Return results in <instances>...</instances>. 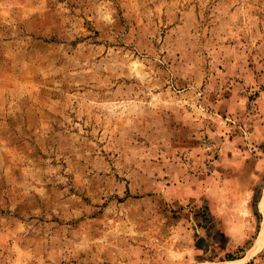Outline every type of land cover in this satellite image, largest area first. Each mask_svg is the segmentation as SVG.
I'll return each instance as SVG.
<instances>
[{"label":"rangeland","instance_id":"374dc122","mask_svg":"<svg viewBox=\"0 0 264 264\" xmlns=\"http://www.w3.org/2000/svg\"><path fill=\"white\" fill-rule=\"evenodd\" d=\"M263 232L264 0H0V264H264Z\"/></svg>","mask_w":264,"mask_h":264},{"label":"bare ground","instance_id":"6f19581e","mask_svg":"<svg viewBox=\"0 0 264 264\" xmlns=\"http://www.w3.org/2000/svg\"><path fill=\"white\" fill-rule=\"evenodd\" d=\"M263 234H264V232L262 233V235H261V237H260V238H262ZM258 242H259V240H258Z\"/></svg>","mask_w":264,"mask_h":264},{"label":"trees","instance_id":"16d2710c","mask_svg":"<svg viewBox=\"0 0 264 264\" xmlns=\"http://www.w3.org/2000/svg\"><path fill=\"white\" fill-rule=\"evenodd\" d=\"M229 259H232V258H229Z\"/></svg>","mask_w":264,"mask_h":264}]
</instances>
